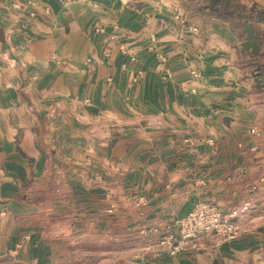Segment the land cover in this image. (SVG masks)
<instances>
[{"label":"crops","instance_id":"crops-1","mask_svg":"<svg viewBox=\"0 0 264 264\" xmlns=\"http://www.w3.org/2000/svg\"><path fill=\"white\" fill-rule=\"evenodd\" d=\"M25 1L0 0V264H59L47 238L77 233L134 235L115 264H264V0ZM197 201L255 230L157 249Z\"/></svg>","mask_w":264,"mask_h":264},{"label":"built area","instance_id":"built-area-1","mask_svg":"<svg viewBox=\"0 0 264 264\" xmlns=\"http://www.w3.org/2000/svg\"><path fill=\"white\" fill-rule=\"evenodd\" d=\"M125 1L132 2L135 0ZM11 10L21 12L27 21L35 17L34 2L31 0L25 1L24 5L21 6L13 4ZM174 19L179 21L180 24H184L177 14ZM190 30L196 31V29ZM154 41V36H151L150 44ZM147 48L152 49L151 45ZM120 52L124 55L127 53L123 47H120ZM131 60L134 59L131 58ZM167 78V73L162 76V80ZM251 133L255 134V131L252 130ZM248 212L249 206L246 203L224 215L211 203L197 202L186 216L173 221L176 233L174 235L169 234L161 239L156 248L164 250L169 256L173 257L188 250H195L197 247L196 240L202 235L216 236L217 243L234 241L252 232L250 224L244 222Z\"/></svg>","mask_w":264,"mask_h":264},{"label":"rangeland","instance_id":"rangeland-1","mask_svg":"<svg viewBox=\"0 0 264 264\" xmlns=\"http://www.w3.org/2000/svg\"><path fill=\"white\" fill-rule=\"evenodd\" d=\"M234 1H235V4H234L233 8H235V7L239 8L240 14H241L242 13V7L239 4H237V2H238L237 0H234ZM220 3H222V2H220ZM179 18H180V16H179ZM180 20H182L184 22V20L182 18H180ZM239 20H240V17H239ZM177 22H179V21H177ZM182 27H184L186 29V31H193L190 29H195L193 27H187L185 25V23L182 25ZM84 102L86 103L87 101H84ZM207 143L211 144L212 141L208 140ZM197 181L200 185H204V183H205V181L202 179L197 180ZM262 181L263 180L261 179L258 182L260 183ZM250 190L256 191L257 188L252 187ZM50 192L56 193V192H58V189H51ZM129 193H127V194H129ZM130 195H133L132 197H134V193H131ZM197 202L211 203L213 206H215L220 211L219 207H217L213 202H210V201H197ZM197 202H195V203H197ZM137 203H141V199H139ZM241 205H243V204H241ZM241 205L235 206L231 210L238 208ZM132 206L134 207V198H133ZM129 209L130 208L125 207L126 211L124 210V212L125 213L128 212ZM230 211H228L227 213H229ZM220 213H222L224 215L227 214V213H223L222 211H220ZM123 218H124V222L126 224L131 222V220L127 219L128 218L127 215L124 214ZM245 219L246 220L244 222L249 223L250 226L252 227L253 221L249 218L248 214H247V217H245ZM78 221L75 222V224H73V222L70 221V222L66 223V226L74 227L76 229V231H78V230L81 231L82 226H83V222H78ZM124 228H125V225H124ZM252 230H255V229L252 227ZM175 233H176V231H174V232L172 231L169 233L167 232L165 235H163L158 240V242L161 239H163L164 237L168 236L169 234L174 235ZM88 239H89V237L82 236L81 233H77V234L69 235V236H60L56 239L52 238L50 240H49V238H47L48 243L52 242V243H56V244L61 245L59 247V250H60V255L62 254L61 256H63V259L62 260L60 259L59 264H115L116 261L122 262V261H125L128 259H131L132 255H134V253L130 252V250H132L134 248V235H126V233H125L122 236H117V237L107 236V237H104L105 241H101V244L99 243L100 238H98V236L90 237V239H89L90 241ZM215 241L216 242L218 241L216 236H215ZM158 242H156V243H158ZM99 249H101L102 251H100ZM104 249H106V250L104 251ZM170 257H172V256H170ZM173 257H175V256H173Z\"/></svg>","mask_w":264,"mask_h":264},{"label":"water","instance_id":"water-1","mask_svg":"<svg viewBox=\"0 0 264 264\" xmlns=\"http://www.w3.org/2000/svg\"><path fill=\"white\" fill-rule=\"evenodd\" d=\"M202 1H208V0H202ZM213 1H220V0H213ZM226 3L227 0H224ZM244 32L246 33V41L244 43V46L246 48H250L253 50L254 54H257L259 47H258V41L254 39V31L250 25H244Z\"/></svg>","mask_w":264,"mask_h":264},{"label":"trees","instance_id":"trees-1","mask_svg":"<svg viewBox=\"0 0 264 264\" xmlns=\"http://www.w3.org/2000/svg\"><path fill=\"white\" fill-rule=\"evenodd\" d=\"M223 1H224V0H223ZM229 1H230V0H228V2H229ZM228 2H227V3H228ZM238 9H239V8H238Z\"/></svg>","mask_w":264,"mask_h":264}]
</instances>
